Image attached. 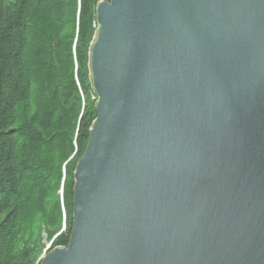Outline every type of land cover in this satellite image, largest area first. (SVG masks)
<instances>
[{
	"label": "water",
	"instance_id": "95a60500",
	"mask_svg": "<svg viewBox=\"0 0 264 264\" xmlns=\"http://www.w3.org/2000/svg\"><path fill=\"white\" fill-rule=\"evenodd\" d=\"M67 247L40 264H264V0H101Z\"/></svg>",
	"mask_w": 264,
	"mask_h": 264
},
{
	"label": "trees",
	"instance_id": "16d2710c",
	"mask_svg": "<svg viewBox=\"0 0 264 264\" xmlns=\"http://www.w3.org/2000/svg\"><path fill=\"white\" fill-rule=\"evenodd\" d=\"M100 1L0 0V264H40L48 244L68 246L74 173L97 116Z\"/></svg>",
	"mask_w": 264,
	"mask_h": 264
},
{
	"label": "rangeland",
	"instance_id": "374dc122",
	"mask_svg": "<svg viewBox=\"0 0 264 264\" xmlns=\"http://www.w3.org/2000/svg\"><path fill=\"white\" fill-rule=\"evenodd\" d=\"M47 248H49V249H50V244H48Z\"/></svg>",
	"mask_w": 264,
	"mask_h": 264
}]
</instances>
